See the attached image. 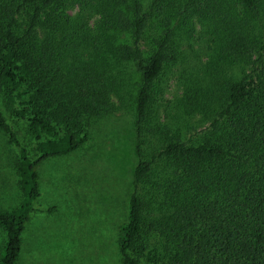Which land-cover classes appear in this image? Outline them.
Returning a JSON list of instances; mask_svg holds the SVG:
<instances>
[{
    "label": "trees",
    "instance_id": "16d2710c",
    "mask_svg": "<svg viewBox=\"0 0 264 264\" xmlns=\"http://www.w3.org/2000/svg\"><path fill=\"white\" fill-rule=\"evenodd\" d=\"M193 16L208 42L205 85L186 89L178 104L201 110L207 133L196 143L165 124L144 155L157 81L181 55ZM153 23L161 27L144 55ZM124 90L134 92L137 162L117 237L120 264H139L144 225L158 234L166 264H264V0H0V98L15 106L36 151L32 159L0 106V128L18 146L21 191L15 207L0 209V264H16L39 195L37 165L79 148L86 119L112 112V94ZM156 166L165 207L145 217L138 185Z\"/></svg>",
    "mask_w": 264,
    "mask_h": 264
},
{
    "label": "rangeland",
    "instance_id": "374dc122",
    "mask_svg": "<svg viewBox=\"0 0 264 264\" xmlns=\"http://www.w3.org/2000/svg\"><path fill=\"white\" fill-rule=\"evenodd\" d=\"M76 11V5L68 9L70 14ZM94 18L88 20L90 26ZM188 23L190 35L180 45L181 55L163 69L157 81L158 94L142 137L144 155L159 145L165 124L172 132H179L181 138L191 137L196 143L207 133L208 122L203 120L202 111H189L193 105L183 108L178 104L186 89L205 85L202 82L205 71L201 68L208 60L205 45L208 42L198 17L193 16ZM160 27L159 23H153L141 39L144 55L154 47L159 32L155 29ZM121 94H112V112L86 119L87 137L79 148L37 165L39 195L25 222L16 264H120L117 237L119 226L125 221L127 200L133 188L132 171L137 162L134 92L124 90ZM0 106L20 144L34 159L35 140L25 132L24 122L11 112L15 106L5 107L1 98ZM17 160L18 146L0 128L1 210L15 207L21 199ZM163 173L156 166L155 172L138 185L146 201L145 217L158 216L159 209L165 207L167 187L163 184ZM141 234L146 249L138 256L139 264H166L158 234L145 225ZM4 236L0 228V250ZM149 250L154 255L151 260L146 257Z\"/></svg>",
    "mask_w": 264,
    "mask_h": 264
}]
</instances>
